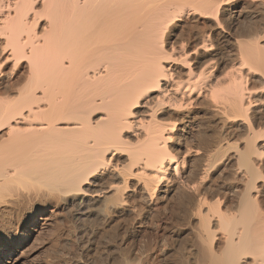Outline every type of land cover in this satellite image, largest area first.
Returning a JSON list of instances; mask_svg holds the SVG:
<instances>
[{
	"label": "bare ground",
	"instance_id": "obj_1",
	"mask_svg": "<svg viewBox=\"0 0 264 264\" xmlns=\"http://www.w3.org/2000/svg\"><path fill=\"white\" fill-rule=\"evenodd\" d=\"M263 165L264 0H0V264L56 210L79 224L54 254L146 264L121 230L169 200L172 264H264Z\"/></svg>",
	"mask_w": 264,
	"mask_h": 264
},
{
	"label": "rangeland",
	"instance_id": "obj_2",
	"mask_svg": "<svg viewBox=\"0 0 264 264\" xmlns=\"http://www.w3.org/2000/svg\"><path fill=\"white\" fill-rule=\"evenodd\" d=\"M243 6H244L243 4H239L238 9H242ZM242 18H241V20H242ZM201 118H198L196 121H194L192 123L193 125L190 124L193 128L189 126V129H188L189 134L187 135V138H186V141H187L186 143L189 145H196L197 139L199 138V135L204 133L205 130H206L205 132H209V128H208L209 126H207L205 124V122L202 121L203 119L201 120ZM191 130H193V131H191ZM189 158H190L189 162L191 161L190 163L192 166H194V164H198L197 163L198 161L196 160L197 161L196 162L194 157L193 158L189 157ZM260 171H261V174H263V176H264V165L262 166ZM226 172L227 171H225V170L221 171V173L217 172L213 176V178H214L213 183L220 186L221 189H226L228 187V185H230L233 181H235V179L232 178L234 176L231 174H228ZM220 174H222V175H220ZM225 175H228L229 177H226L227 179H225V177H224ZM217 180H218V182H217ZM174 194L176 195V193H174ZM174 194L172 193L171 196H169V199L172 196L174 197L175 196ZM173 197L171 198V200H173ZM168 202H170V203H168V205H167V206H169V208L167 207L168 209H167V212H165L166 214H162L164 212H162V213L160 212L158 214L154 212L148 216L146 215V217L141 219L138 225L135 223H128L123 227V230H121V232H122L121 234H124L125 246H123V253L122 254L126 256V259L129 258L128 260H133L135 258L134 261L136 260V263L143 260V261H146V264H151V263L152 264L153 263L154 264H167V263L172 264L173 261L171 259L174 258V256H175L174 254H176L175 257H177V258L178 257L181 258L183 256L184 257L186 256L187 252L189 251L188 248H190L189 246H191L190 245V243L192 242L191 240H193V238H192V235L188 236L189 233L187 232L186 235H183L184 238L182 240L183 236L181 237L175 232L176 228L179 227L178 225L181 223L178 222V214H177V212H175V211H177L175 209L176 204L174 203V201H172L173 203H171L170 200ZM259 203H260V207H262V211L264 212V194L262 195ZM230 205H231V203L228 206H230ZM232 206L229 207V209L233 208ZM56 212H57V214H56ZM171 213H173L174 215L173 214L171 215ZM162 216H165V217L161 218ZM171 217H173V219H171ZM49 218H50V222H49L50 226L46 227L44 230H42L40 232V234L34 238L33 241H30L28 243V246H27L28 250H27V253H25L24 256L22 257V259H21L22 262H25V264H72L73 260H72V257L70 258V256L71 255L73 256L74 254H76L79 257L78 259L80 261V264H105L107 262L108 258H106V256H108V254L110 255V253H109L110 249L105 247V246H104L105 249L103 246H101L102 247L100 249L101 253L99 251L95 258H92L91 253L88 254L86 257H83L82 256L83 254L79 255V254H81V252L79 253V250H76L75 252L74 251L71 252L67 248L64 249L63 256L59 255V254L58 255L54 254L55 253L54 249L59 247L65 241V239H71V240L75 239V236L77 235L75 227H76L77 223L79 224V221H77L76 218L75 219L69 218L65 212H61L60 210H56L55 213L51 214ZM167 218L168 219L170 218V219L168 220ZM72 219H74V220H72ZM175 219L177 220V222ZM71 220H72V222H70ZM173 220H175V222ZM85 223L86 222H84L83 225H86V224L88 225V223H86V224ZM170 227L172 228L171 230H174V231L170 232V230H169ZM187 236L190 238H188ZM76 237H78V235ZM179 239H180V241H179ZM184 240H185V242H184ZM161 241L165 242V244H164L165 247L163 246L164 242L162 243ZM186 241H188V242H186ZM183 244H184V246L182 247L183 250H181L182 248H180V247ZM158 246H160V247L158 248ZM169 247H170V249H169ZM178 248H180L181 251ZM74 249H76V248L74 247ZM106 249H108V250H106ZM173 250H175V252ZM176 250L180 251V252L177 253ZM128 251L130 252V254ZM182 251H183V253H182ZM68 252H69V254H68ZM138 252H139V255H138ZM166 254L169 255V258H167L168 256ZM172 254H173V256H172ZM179 254H180V256H179ZM98 255H100V256H98ZM140 255L141 256L143 255V256L141 257ZM147 255H149V256H147ZM135 256L137 258L139 256L140 257H139V259H136ZM166 259H168L169 261ZM164 261H166V262H164ZM130 262L132 263V261H130Z\"/></svg>",
	"mask_w": 264,
	"mask_h": 264
}]
</instances>
